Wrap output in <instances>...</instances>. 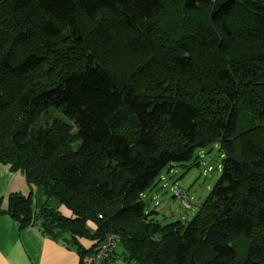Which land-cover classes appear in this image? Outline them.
<instances>
[{"label":"trees","instance_id":"1","mask_svg":"<svg viewBox=\"0 0 264 264\" xmlns=\"http://www.w3.org/2000/svg\"><path fill=\"white\" fill-rule=\"evenodd\" d=\"M217 144L190 222L145 211L164 169ZM0 166L31 189L0 215L80 264L111 235L112 264H264V0H0Z\"/></svg>","mask_w":264,"mask_h":264},{"label":"crops","instance_id":"2","mask_svg":"<svg viewBox=\"0 0 264 264\" xmlns=\"http://www.w3.org/2000/svg\"><path fill=\"white\" fill-rule=\"evenodd\" d=\"M31 192L21 172H11L0 166V200L2 209H8L7 199L12 194L29 196ZM34 208L39 209L45 201L42 188L33 191ZM49 207L67 218L71 212L55 199L48 202ZM87 230L93 234L96 227L87 224ZM80 243L90 249L95 242L80 239ZM0 264H80V258L74 249L68 247L65 240L53 239L39 228L28 226L21 229L18 222L7 215H0Z\"/></svg>","mask_w":264,"mask_h":264},{"label":"rangeland","instance_id":"3","mask_svg":"<svg viewBox=\"0 0 264 264\" xmlns=\"http://www.w3.org/2000/svg\"><path fill=\"white\" fill-rule=\"evenodd\" d=\"M222 161L217 144L210 150L198 151L188 162L164 169L151 188L143 192L145 211L158 212L157 218L163 223L182 220L187 224L219 179Z\"/></svg>","mask_w":264,"mask_h":264},{"label":"built area","instance_id":"4","mask_svg":"<svg viewBox=\"0 0 264 264\" xmlns=\"http://www.w3.org/2000/svg\"><path fill=\"white\" fill-rule=\"evenodd\" d=\"M117 240L118 238L115 235L109 236L105 242L96 247L94 254L86 264H112L111 258Z\"/></svg>","mask_w":264,"mask_h":264}]
</instances>
